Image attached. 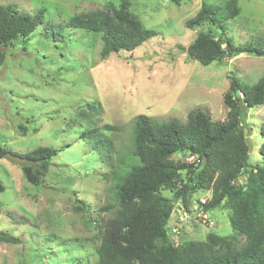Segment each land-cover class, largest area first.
Segmentation results:
<instances>
[{"label": "rangeland", "instance_id": "374dc122", "mask_svg": "<svg viewBox=\"0 0 264 264\" xmlns=\"http://www.w3.org/2000/svg\"><path fill=\"white\" fill-rule=\"evenodd\" d=\"M226 1L132 0L131 9L158 35L134 51L103 58L99 33L66 27L60 35H47L45 27L53 22L65 25L74 15L119 5L121 0H0V4L14 3L31 13L43 10L45 20L29 40L7 48L0 65V138L8 149L19 153L65 145L53 157L43 185L30 183L22 166L0 159L4 186L0 231L21 239L0 240V264H96L100 225L106 221L100 208L108 202L107 166L101 163L99 151L82 139L81 125L90 124L81 115L85 107L95 104L100 124L128 132L141 113L159 121L177 118L185 122L188 113L200 107L213 120H224L229 112L224 95L231 73L246 85L264 76L263 56L241 53L210 65L189 57L188 46L208 26L188 28L186 21L203 3L223 5ZM238 2L240 14L228 22V34L241 44L264 34V0ZM240 106L244 132L254 143L249 162H263L264 104ZM193 157L174 154L175 159ZM212 193L208 189L195 192L188 212L180 205L174 207L167 225L173 242L205 241L214 232L226 237L224 247L230 239L233 247L244 243L245 236L233 233L229 208L221 205L207 210L200 203L202 197L211 200Z\"/></svg>", "mask_w": 264, "mask_h": 264}, {"label": "trees", "instance_id": "16d2710c", "mask_svg": "<svg viewBox=\"0 0 264 264\" xmlns=\"http://www.w3.org/2000/svg\"><path fill=\"white\" fill-rule=\"evenodd\" d=\"M131 7L132 0H121L119 5L74 15L65 25L48 23L46 34L60 35L66 27L99 33L103 58L134 51L158 32L146 28ZM240 9L238 0L223 5L203 3L186 21L188 28L208 26L188 46L189 57L203 65L225 62L241 53L264 57V34L241 44L228 34V22L240 14ZM43 14V10H21L14 3L0 4V65L7 48L30 39L45 21ZM229 78L224 95L229 112L224 120H213L200 107L192 109L185 122L177 118L159 121L141 113L128 132L119 126L100 124L95 104L82 110L81 115L90 121L87 127L81 125L82 139L99 151L101 163L107 166L104 177L108 202L100 208L106 221L100 225L96 264H264V122L260 128L263 162L251 163L240 106L264 104V76L252 85L243 84L234 72ZM64 147L39 146L19 153L8 149L0 138V159L12 151L34 160V164L23 166V171L30 183L43 185L53 157ZM177 153L190 154L195 160L175 159ZM207 189L212 190V198L200 203L207 210L221 205L230 209L233 233L246 237L239 247H233L231 239L224 247L226 237L214 232L205 241L185 244L170 239L167 225L174 207L180 205L188 212L193 194ZM0 240L21 242L4 231H0Z\"/></svg>", "mask_w": 264, "mask_h": 264}, {"label": "water", "instance_id": "95a60500", "mask_svg": "<svg viewBox=\"0 0 264 264\" xmlns=\"http://www.w3.org/2000/svg\"><path fill=\"white\" fill-rule=\"evenodd\" d=\"M246 142L249 146V152H252L253 149H254V143L251 139L250 136H247L246 137ZM4 158L8 159L9 161L15 163V164H18L19 166H25L27 164H34L35 161L34 160H31L27 157H23V156H20V155H17V154H14L12 151H8L4 154Z\"/></svg>", "mask_w": 264, "mask_h": 264}, {"label": "built area", "instance_id": "2783aa9c", "mask_svg": "<svg viewBox=\"0 0 264 264\" xmlns=\"http://www.w3.org/2000/svg\"><path fill=\"white\" fill-rule=\"evenodd\" d=\"M191 160H195V157H193ZM200 201L204 204V203H206L207 201H208V199L207 198H205V197H202V198H200ZM203 206V205H202Z\"/></svg>", "mask_w": 264, "mask_h": 264}]
</instances>
